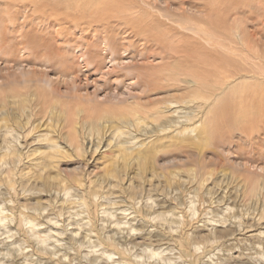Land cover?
I'll return each mask as SVG.
<instances>
[{
  "label": "rangeland",
  "instance_id": "rangeland-1",
  "mask_svg": "<svg viewBox=\"0 0 264 264\" xmlns=\"http://www.w3.org/2000/svg\"><path fill=\"white\" fill-rule=\"evenodd\" d=\"M34 1L53 6L52 0H0V58L11 57V61L15 58L21 63L31 60L39 65L38 69L19 74L15 61L6 64L0 61V99L8 104L0 106V190L3 192L10 180L16 191L21 187L29 189L25 192L26 198L42 197V205L61 206V214L54 213L64 215L62 220L66 224L71 223L69 219L74 220L66 229L81 222L71 214L72 210L65 208L63 203L68 199L64 195L69 197V207L82 212L81 199L93 193L94 200L104 202L105 208L113 214L104 216L98 210L97 224L104 226V231L118 232L128 239L125 245L130 248L132 262L264 264V0H144L151 6L155 1L152 13L143 0H70L66 4L59 0L63 8L56 15L43 5L35 10L31 4ZM76 5L80 9H75ZM123 11L137 12L138 18L133 17L132 22L134 29L126 27L131 19L125 18ZM54 16L59 18L60 25L54 21ZM121 32L125 33L114 38ZM199 37H205L203 40L210 41V45ZM125 38L124 51L120 44ZM22 44L25 45L23 51H18ZM78 50L85 52V58L90 57L86 60L93 64L83 65L78 59ZM113 50L119 55L122 51L123 56L128 57L125 64L133 57L135 66L140 65L142 72L145 70L142 74L153 76L157 71H164L161 72L166 85H173L176 80L170 77L176 74L179 79L200 82L207 88H201L203 95L211 96L213 103L206 105L199 97L183 99L180 94L176 95L180 99L161 101L158 100L161 95L151 93L148 97L150 93L146 91L138 100L139 106L153 111L176 101L177 104L171 106L173 111L177 108L180 117L166 111L155 121L139 123V127L125 124L123 134L117 133L114 130L120 126L117 111L125 112L128 105L133 104L104 101L108 90L116 84L122 90L119 82L125 70L113 68L108 64L110 56L106 57ZM138 51L142 52V57ZM44 61L58 69L62 64L72 65L77 73L72 89L85 100L64 99V87L55 84L57 77L62 80L59 71L50 70L46 79L42 74L46 68L41 65ZM4 66H8V70L3 69ZM190 66L193 69L187 70ZM152 79L142 80L149 81L146 88L153 87ZM230 81V88L225 90L224 85ZM136 93L138 95L137 90L134 98ZM181 93L186 96L189 92ZM15 95L27 99L34 96L35 106L27 104L26 108L18 107L19 111L13 103ZM90 99H94V103H90ZM97 101L100 103L96 104ZM165 101L169 105H165ZM61 110L64 113L56 119L53 111L59 115ZM173 117L176 123L170 126L182 124L181 133L185 138L175 136L169 125L164 132L168 133L167 137L160 135V129L165 127L161 122ZM92 126L99 130V135L90 132ZM199 130V138L191 137ZM29 131L33 133L27 136ZM16 134L19 139L13 137ZM172 136L174 139H169ZM98 138L104 144L99 152L81 155L72 150L76 142H87L83 145L87 150L89 142L96 143ZM51 139L71 152L49 156ZM140 141L150 144L139 149ZM118 142H125V148L136 150L121 159L118 149L107 148V144L117 145ZM37 149L41 152L35 151ZM140 156L142 160L138 159ZM165 218H169L168 222ZM196 227H203L212 239L193 238ZM169 229L170 233L158 237L160 232ZM228 229L231 231L227 232ZM1 230L0 244L6 236ZM151 231L157 238L164 239L160 258H150L142 253L144 247L137 246L142 242L153 246V240H136V247L130 242ZM169 234L173 236L170 242L166 238ZM182 235L195 239L188 244L200 247L197 254L181 255L180 246L175 242ZM84 250L83 253H88L93 249ZM95 264L105 263L98 260Z\"/></svg>",
  "mask_w": 264,
  "mask_h": 264
},
{
  "label": "bare ground",
  "instance_id": "bare-ground-1",
  "mask_svg": "<svg viewBox=\"0 0 264 264\" xmlns=\"http://www.w3.org/2000/svg\"><path fill=\"white\" fill-rule=\"evenodd\" d=\"M52 1H53L52 2V4H53L52 7L48 6L47 4L44 5L43 1L40 4L36 3L35 1L32 2L31 4H33V7H34L35 10L39 9L40 6L43 5V6H45V7H47L49 9L50 13L56 15V12L59 11L60 9H62L63 7H62L61 3L57 2L59 0H52ZM67 1H70V0H64V3L65 2L68 3ZM93 1H92V3H93ZM148 1H150V0H148ZM152 1H150V2H152ZM143 2H144V0H143ZM162 2H164V1H162ZM79 3H80V1H79ZM92 3L90 2L91 5H92ZM86 4L87 3H85V6H86ZM101 4H103V3H101ZM115 4H118V3L115 2ZM93 5H97V2L95 4L93 3ZM144 5L152 13L153 10H154V7L156 6V3L154 1V3L151 6L149 3H145L144 2ZM68 6L70 8V5H68ZM109 6H111V5L109 4ZM106 7H108V6H106ZM133 7H136V6H133ZM74 8L75 9H80L79 5L74 6ZM114 9L116 10L118 8L114 7ZM130 9H132V8H130ZM123 12H125V11H123ZM155 12L160 16L159 10L158 11L156 10ZM94 13H96V15H97L98 11H94ZM125 13H126V17L125 18L131 19L130 23H126L125 24L126 27L127 26H128V28L130 26L133 27V25H132L133 24L132 23L133 22V17L138 18L137 12L126 11ZM98 14H100V12ZM98 19H99V17H97V20ZM94 20H96V18ZM54 21L58 25H60V23H61V21H59V18L56 17V16H54ZM159 22L160 21L158 20V23ZM47 24L51 25V21H48ZM103 24H105V23H103ZM141 24L146 26V23L144 24V23L141 22ZM103 26H105V25H103ZM139 28L142 31L144 30L143 27H139ZM131 29H134V27L131 28ZM175 29H176V27H175ZM172 30H173V28H172ZM187 31H191V34L195 35L192 29L191 30L188 29ZM130 32H132V30ZM122 33H125V32L119 33L118 35L114 36V38H116L117 36L118 37L121 36ZM127 34H129V30H128ZM199 38L201 40H203L205 37L203 39L201 37H199ZM125 40H126V38L122 39L123 42H121V44H120V46L123 48V50L125 49V46H124V41ZM203 41H204V43L206 45H210V43H211L208 40H206V41L203 40ZM24 46L25 45L22 44V46L18 48V51H23ZM84 48H87V47H84ZM84 48H82V49H84ZM221 49H223V48L221 47ZM76 52L79 55L78 59H81V63L83 65L85 63L93 64L90 61L86 60V59H90V57L85 58V52L81 53L82 51L80 52V50H78ZM119 52H121V55H119L118 52L113 50L112 52H109L108 54H106L107 55L106 57L110 56V59L108 60V64L113 66V68L114 67H118V68L121 67L122 69L125 70V73L122 75V78H121V80L119 82L121 84V86H122V90L121 89L119 90L118 89V85L116 84V86L114 88H111V89L108 90V92L106 93V97L104 98V101L107 102V103L111 102V103H114V104L121 103V102H131V104H133V105L129 104L128 107L125 109V112L117 111V115H119V118L117 119V122L120 125L119 127L114 129L117 133L120 132L121 135L123 134L122 129L125 126V124L128 125V124L131 123L134 127H139V125H140L139 123L148 124L149 123L148 120H151V121L154 120L155 121L156 118L158 117V115H163V114H165L166 111L171 113L172 115L176 114L178 117H180L179 116L180 113L177 110V108L176 109L174 108V111L172 110V106L171 105H176L177 104L176 101L170 103V106H164L163 109L158 107L157 109H154L153 111H149V109L147 110V109H144L143 107L139 106L138 100L140 101L141 98L143 96H145V92L146 91H148V93H150L149 94L150 96L148 94L146 95L148 97H151V93H153L152 96L161 95L159 99L157 98L158 100H161V101L162 100L180 99V98L191 99V98L199 97V99L201 101H203L204 104H206V105H209V104L213 103V101L209 98L211 96H207L206 94L203 95V89H207V88L206 87H202V84H199L200 82L198 83V82H195V81H192V80L191 81H187L185 79L182 80L181 78H180L181 79L180 80L178 75L175 72L176 75H173L172 77H170V79L171 80L174 79V81L175 80L176 81L172 82L173 85H166L165 82H164V79L162 77V72H164V71H162V70H161L162 72L161 71H157L153 76H150L148 74L147 75L146 74H142L143 72H145V70L142 72V69H140L141 68L140 65H138L137 67L135 66V64L133 63V61H134L133 57H132V61L131 62H129L128 64H125V61L128 60V57L123 56L122 51H119ZM105 53H107V52H105ZM138 54L141 57L143 56L141 51H138ZM12 55L13 54H11V56ZM6 57H8V56H6ZM92 57L94 58L96 56H92ZM9 58L10 59H2V58H0V61L3 60L2 62L4 64H6L7 62L15 61L16 72L19 73V74H23L24 72L35 70L39 66L38 64H36L34 61H31V60L30 61L23 60L22 61L23 63H21L20 61H18L15 58L12 61H11V57H9ZM33 58L38 59V56L37 55H33ZM24 59H25V57H24ZM96 60H94V61H96ZM141 60L143 61V59H141ZM42 63L43 64H41V65L46 67L44 69L43 73H42V74H44V77L46 79H49V74L48 73L50 72V70H54L56 73L59 71L60 76L62 77V80H61L60 77H57V79H55V84H59V85L64 87L65 93H62V97L64 99H66V100H68V99L72 100L73 99L72 101H75V99L78 98L79 100L80 99L85 100V99H83L84 97L82 95H81V98L78 96V94H79L78 91L72 89V87L75 86L76 80H77V75H76L77 73L74 71V67H72V65L65 64L66 65L65 66L64 64H62V66H61L62 68L58 69V66L51 65L47 61H44ZM138 63H140V62L138 61ZM141 63L143 64L144 62H141ZM23 64H25V66ZM30 65H32V68H31ZM82 67L84 68V66H82ZM191 67L192 66H190L188 69L187 68L186 69L190 70ZM3 69L8 70V66H4ZM174 69L178 70L180 72L183 71L179 67H175ZM192 69H193V67H192ZM1 70H2V68L0 67V71ZM195 71H197V69ZM190 74H192L191 71H190ZM192 77L195 78V75H193ZM59 78H60V80H59ZM151 78H153L151 82H154L153 87L146 88V86L149 83V81L148 82H144L142 80L144 79L145 81H147L148 79H151ZM199 78H201V77H199ZM204 78H206V77H204ZM1 79H4V77H1ZM56 81H57V83H56ZM202 82H204V81H202ZM231 82L232 81L226 82V84L224 85L225 90L227 88H230ZM1 84H2V82H1ZM169 84H171V83H169ZM201 88H203V89H201ZM136 90L138 92V95L136 93L137 96H136V98H134V96H133L134 94L133 93ZM185 90H187L189 93L186 96H182L181 92H183ZM179 94L181 95L180 98L176 97V95H179ZM85 95L88 96L87 93ZM60 96H61V94H60ZM123 96H125V97H123ZM21 97H23V96L15 95V96L12 97V99L15 100L13 103H14V105L17 106L16 109H18V107L19 108L20 107H22V108L25 107L26 108L27 104L28 105L30 104V106H31V104L35 106L34 100H32L33 98H35L34 96H33L32 99H27V98H24V97L21 98ZM96 99H97V97H96ZM142 100H144V98ZM89 102L90 103L91 102L94 103V99H90ZM98 102L99 101H97L96 104ZM168 103L165 104V105H169ZM6 105H8L6 103V101L3 100V99H0V106L1 107H5ZM108 109H110V108H108ZM88 110L91 111V112H96L94 110H90L89 108H88ZM63 113L64 112L61 110L59 112V115H57L55 111H53L52 114H53V116L56 119H58V118H60V115H62ZM81 114H82V112L79 113V115H81ZM107 115H110V114H107ZM175 119H176L175 117H173L172 119L166 118V120L164 122H161V123L165 124L164 125L165 127H163V128L160 127L161 128L160 129V132H161L160 135H165V137H167L166 135L168 133L165 134L164 132L165 131L167 132L166 127H167V125H169V127L172 128V132L173 133L175 132V134H176L175 136H177L179 134L180 136L185 138V136H183V134L181 133L182 124H179L180 127L170 126V124L176 123ZM6 121L7 120H5V122ZM12 122H13V120H12ZM125 127H127V126H125ZM15 128L18 129L17 127H15ZM19 129H21V127ZM21 130H23V129H21ZM91 130H94V131H91ZM203 131H205V130H203ZM90 132L99 135V130L96 127H94V126L90 127ZM200 132H201V130H199L196 135L191 136V137H194V139L199 138ZM31 133H33V132L29 131L27 136H29ZM14 134H15V132H14ZM3 136H5V135H3ZM13 137L15 139L16 138L17 139L20 138L19 134H16L15 136L13 135ZM75 139L77 140L76 137H75ZM75 139H74V142H75ZM169 139H174V137L172 136ZM179 139L180 138L177 137V140H179ZM3 141H4V139H3ZM48 143L52 144L49 147V150L51 151L49 156H51V157L61 156V155L67 154L69 151L71 152L70 149H68V150L63 149V147H61L60 145L56 144V142L54 140H52V139ZM85 143H87V142H83V143H77L76 142L75 149H72V150H75L77 153H80L82 155V154H85L87 152H99L100 149H102V147L104 145V144L102 145V140L100 138H98L96 140V143L92 142V140H91L89 142L90 144H89L87 150H84L83 149V145ZM123 144H125V142L124 143L123 142H118L117 145L107 144V148H109V149L115 148V150L118 149L117 153L119 154L121 159L126 157V156H130L131 153H132L131 151L136 150L135 148H129V149L125 148V146H123ZM149 144H150L149 141H147V142L144 141V143H142L140 141V144H139L138 148L140 149V147L142 145H145L146 147H148ZM134 147H135V145H134ZM10 149H11V147H10ZM35 151L41 152L40 149H37ZM13 154L15 155V157L17 156L15 151L13 152ZM141 158H142V156L138 157L139 160ZM46 163L48 164V162H46ZM50 164H52V161H51ZM8 173H10V172H8ZM198 175H200V174H198ZM5 184H6V182H5ZM5 184H1V185H5ZM198 184L201 185L200 182ZM6 185L7 186H5V187H7V188L5 190L3 189L4 190L3 192H2V190H0V230L2 229L3 230V234L6 235V236H4V238H2V244H0V264H95V263H97L98 260L99 261H103L105 264H108V263L109 264H149L148 262H145V261L132 262L130 260V256H129L130 255V253H129L130 248H128L125 245L126 242L128 241V239L125 238V237H122V235H118V232H112L110 230L104 231V229H105L104 226H100V225L97 224L98 220L96 219V216H97V211L98 210L104 216H106V214H109V215L113 216V214L108 212V210L105 208L106 206H105L104 202L99 201V200H94V197H96V196L93 193H91V194L88 193V195H84V197L82 199L80 198L81 199L80 203L84 207V210L82 212H81V210H79L77 208H74L72 206L69 207V204H71V203H69V197H68V195H64V197H66L65 199H68L65 203H63V204L66 205L65 208L67 210H69V211L72 210L71 214H74L76 216V218H80L79 222H81L80 223L81 225H78L77 224L78 221H77L75 227H72L71 229H68V228L66 229L65 228L66 226L67 227L72 226L74 220L71 218V219L68 220V221H71V223L68 222L66 224L65 220H62V217L64 215H57L56 213H54V211H57L59 214H61V212L63 211V208L61 206L57 207L54 203L52 204V206H50V205L49 206L42 205L40 203L41 200H42V197H36V199L29 198V197L26 198L25 192L27 193L29 189L19 186L21 188L18 191H16L15 188H14L13 182L12 181L10 182V180L7 181ZM147 199H152V198H147ZM77 205L79 206V204H77ZM80 212H81V214H80ZM83 213L85 215H82ZM150 219H151V216H150ZM178 219H179V222H181L180 218H178ZM84 220H86L85 223H84ZM165 220H166V218H165ZM168 220H169V218H168ZM168 220H166V222H168ZM158 221L160 222V219ZM158 221L156 223H158ZM166 222H165V225H166ZM172 223H174V222H172ZM220 223L223 224L224 221H221ZM183 224H184V222H183ZM191 224H192V221H191ZM209 224H210V222H209ZM85 226H89V228L85 229L84 228ZM187 228H189V227H187ZM202 228L201 227H199V228L196 227L195 235L193 236V238L199 237L201 239H207L208 241H209V239H212L211 235H209V233H206ZM239 229H240V227H239ZM80 230H82L84 232L82 233V231H80ZM132 230H134V229H132ZM134 231H136V230H134ZM166 231L167 232H160V233L158 231L157 232V235L159 233L158 237H160L161 235L163 236V235H165L167 233H170L169 231H171V229L166 230ZM191 231H193V229ZM230 231H231V229L227 230V232H230ZM221 232H223V231H221ZM171 235L169 234V236L168 235L166 236L168 242L173 240V236H171ZM93 238H94V240H92ZM143 238H146V239H143ZM142 239L143 240H147V239L153 240V243L150 242L153 246H151L149 243L146 244L145 242H142L140 244L137 243V246L144 247L143 250H142V253L143 254H147L148 256H150V258H160L161 253L164 250L163 248H161V246H162L161 244H162V241L164 239L157 238L156 234L153 231H151V232H147V233H142V235H140V237H138V238L134 237L132 240H130V242L135 246L136 245L135 241L136 240L137 241L138 240H142ZM193 240H195V239H189L188 237H185L184 235L178 237V241H176L175 243L177 244V246H180L179 249H180L181 255H183V256L184 255H192L193 256V254H195L196 251L199 250L200 247L198 245L194 246L195 248L197 247L196 249H194V247H193V245L191 243L190 244L192 246H189L188 242L192 241V243H193ZM191 247H193V248H191ZM209 247H210V245H209ZM85 248L86 249H88V248L90 249L91 248L93 250H91L88 253H83V250ZM84 254H86V255H84ZM135 257L136 258H142L143 255H141V256L140 255H135ZM194 262H197V259L194 260ZM186 264H199V263H186Z\"/></svg>",
  "mask_w": 264,
  "mask_h": 264
}]
</instances>
